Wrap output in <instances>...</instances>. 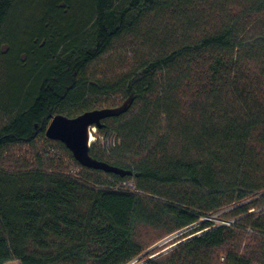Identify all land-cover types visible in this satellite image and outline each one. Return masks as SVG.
Segmentation results:
<instances>
[{
    "label": "trees",
    "instance_id": "obj_1",
    "mask_svg": "<svg viewBox=\"0 0 264 264\" xmlns=\"http://www.w3.org/2000/svg\"><path fill=\"white\" fill-rule=\"evenodd\" d=\"M25 2L0 0V64L34 62L26 86L50 72L15 100L0 93V264H220L221 249L222 264H264V0H48L20 45ZM123 41L124 70L97 78L90 67L113 65ZM113 97L128 108L102 121L112 141L90 154L124 176L83 167L46 137L53 116ZM41 140L80 170L46 148L29 165L5 159ZM222 210L230 224L205 219ZM191 226L142 256L140 227L161 240Z\"/></svg>",
    "mask_w": 264,
    "mask_h": 264
},
{
    "label": "rangeland",
    "instance_id": "obj_2",
    "mask_svg": "<svg viewBox=\"0 0 264 264\" xmlns=\"http://www.w3.org/2000/svg\"><path fill=\"white\" fill-rule=\"evenodd\" d=\"M25 4L23 5V9L20 10L14 25H13V36L16 41L24 42L23 44L20 43V45L26 44L25 41L29 39V36L33 34L34 32L37 33V31H40V24L38 23V18L40 17V12L43 11L48 6V0L45 2V0H25ZM125 42V43H124ZM128 41L120 42L115 48H116V54H112L113 59V65H109L108 63V56L104 57L103 59H100L98 62L95 63L94 66L90 67V71L94 72L95 76L97 78H112L115 77L117 74H121L122 70H124V64L126 61H128L127 52L132 51V47L129 44ZM117 55L118 58L125 59L123 62L122 60H117L115 57ZM10 65H7V64ZM8 63L5 61V63L0 64V93L4 97H11L14 100L20 96V92L24 90V87L26 90L30 89V91H35L38 87L39 83L42 81L43 78H45L49 72L50 67L46 65L43 70L41 71L39 77L37 79L30 80V83L26 86V82L29 81V77L31 75L32 70L34 69V62L30 63L25 68H14V60L8 61ZM32 83V84H31ZM124 101H122L119 97H113L107 99L106 102L99 105L98 108H112V107H119L123 105ZM96 128V133L94 135L95 141L98 140L99 145H104L107 142L110 143L112 139H109L108 141L104 137L102 133L98 131V128ZM94 141V142H95ZM39 148V149H38ZM44 148H46V151H48V155L50 156H56L58 160L62 161L63 164L67 167H69L70 170H73L74 172H77L80 170V166L76 164V162L73 160L71 155L63 150L61 146L59 145H51L47 144V140H41L38 143V147L35 148L31 144L23 143L19 145H15L13 147H10L9 150L6 152L5 159L10 163H16L20 165H29L33 163V160L36 155V151H44ZM47 155V156H48ZM227 212L226 210H222L221 212H217L208 218L213 220L216 224H222L223 222L230 223L228 221H225L224 218H222V215ZM193 228V227H192ZM190 230V229H189ZM188 231V230H187ZM187 231H179L178 233H175L173 235H170L168 237H165L161 240L159 239L160 232L152 229L150 227H140L138 229V239L145 245L148 246V248L143 253V257H146L149 254L152 253H159L162 252L168 248H171L172 246L176 245L177 243H180L184 240H186L189 237H192L194 235L188 236L186 238L181 239ZM184 234V235H183ZM198 234V233H196ZM219 263H224V252L223 250H219ZM138 262H134V264H137ZM8 264H20L19 262H10Z\"/></svg>",
    "mask_w": 264,
    "mask_h": 264
},
{
    "label": "water",
    "instance_id": "obj_3",
    "mask_svg": "<svg viewBox=\"0 0 264 264\" xmlns=\"http://www.w3.org/2000/svg\"><path fill=\"white\" fill-rule=\"evenodd\" d=\"M127 108V104H124L118 108H101L86 111L76 117H68L63 114L55 115L52 117L46 130V137L50 140L60 141L65 144V146L72 152L75 160L83 167L101 170L106 173H117L123 176L130 174V172L119 169L107 162L97 160L90 154V148L92 145V142L90 141V128L101 127L103 120L118 116L124 113ZM180 243H177L171 248H168L151 258L166 253Z\"/></svg>",
    "mask_w": 264,
    "mask_h": 264
},
{
    "label": "built area",
    "instance_id": "obj_4",
    "mask_svg": "<svg viewBox=\"0 0 264 264\" xmlns=\"http://www.w3.org/2000/svg\"><path fill=\"white\" fill-rule=\"evenodd\" d=\"M95 134L96 133V128L95 127H92L90 128V134ZM96 140V139H95ZM126 185V184H125ZM129 186H132V184H130ZM222 224H230V223H227V222H223ZM196 226V225H195ZM195 226H191V227H188V228H185L183 229L182 231H189V229H192V227L194 228ZM199 234V233H198ZM190 238V237H189Z\"/></svg>",
    "mask_w": 264,
    "mask_h": 264
},
{
    "label": "bare ground",
    "instance_id": "obj_5",
    "mask_svg": "<svg viewBox=\"0 0 264 264\" xmlns=\"http://www.w3.org/2000/svg\"><path fill=\"white\" fill-rule=\"evenodd\" d=\"M90 141H91L92 143L95 141V138H94V135H93V134H91Z\"/></svg>",
    "mask_w": 264,
    "mask_h": 264
}]
</instances>
